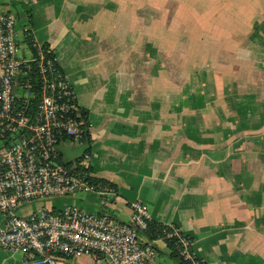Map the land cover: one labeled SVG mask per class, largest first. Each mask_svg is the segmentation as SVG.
<instances>
[{"label":"crops","instance_id":"1","mask_svg":"<svg viewBox=\"0 0 264 264\" xmlns=\"http://www.w3.org/2000/svg\"><path fill=\"white\" fill-rule=\"evenodd\" d=\"M172 2L0 0V13H26L21 29L52 49L88 112L89 147L66 143L64 158L90 148L92 176L108 187L48 207L126 222L140 201L207 264H264V0H212L234 7L211 16L204 61L207 21L170 14ZM153 245L159 264H181L164 240ZM0 264L21 255L0 249ZM60 264L109 263L83 255Z\"/></svg>","mask_w":264,"mask_h":264},{"label":"built area","instance_id":"2","mask_svg":"<svg viewBox=\"0 0 264 264\" xmlns=\"http://www.w3.org/2000/svg\"><path fill=\"white\" fill-rule=\"evenodd\" d=\"M12 10L0 13V249L19 253L21 264H60L83 255L109 264H159L144 232L147 206L131 204L129 221L90 213L77 205L49 204L108 187L91 173V153L67 161L66 143L87 146L91 124L52 49L26 41ZM37 206V208H33ZM181 262L207 264L191 239L166 225ZM164 240V239H162Z\"/></svg>","mask_w":264,"mask_h":264},{"label":"rangeland","instance_id":"3","mask_svg":"<svg viewBox=\"0 0 264 264\" xmlns=\"http://www.w3.org/2000/svg\"><path fill=\"white\" fill-rule=\"evenodd\" d=\"M226 1L227 0H223ZM225 2V3H226ZM189 4L188 7L185 8V6H187ZM184 5V6H182ZM226 5V4H225ZM233 7L231 6V9L233 11ZM183 9H186V13L190 16V17H199V19L207 21V22H203V23H199V45L202 46V52L203 54H201L202 56L199 58V60L204 61L205 59L210 58L211 55V44L212 41L211 39L206 40V38L202 37V33L203 31H209L212 29V22H211V16L212 15H226V13L228 14L230 12V7L227 9L226 6H218L217 8L212 7V0H173V2L170 5V14H174V13H182ZM240 9L237 8V10ZM13 12L16 13L17 17H18V29L22 28V25L27 23V19L24 13V15L22 14V12L20 11V9L16 8L12 10ZM20 11V12H19ZM228 11V12H227ZM242 11H241V16H242ZM160 15V13H159ZM237 27H239V29L243 30V23H239L237 24ZM237 29V32H241V30ZM200 61V62H201ZM72 149V148H70Z\"/></svg>","mask_w":264,"mask_h":264},{"label":"trees","instance_id":"4","mask_svg":"<svg viewBox=\"0 0 264 264\" xmlns=\"http://www.w3.org/2000/svg\"><path fill=\"white\" fill-rule=\"evenodd\" d=\"M26 41H27V43L29 45L32 46V42L34 41L32 35L31 36H27ZM46 47H48V46H46ZM87 145H90V137L87 138ZM87 151H90V148H88ZM97 181H98L97 179H94L91 182H93V184H96ZM166 227L167 226L164 225V224L151 221L149 223L148 229L144 232V235L151 241H155V240H158V239H164V241L166 242V244L170 247V249L172 251V256L175 259L179 260V262L181 264H186L184 262H181V259H180V256H179V252H178L177 246H176V242H177L176 239H172V238L171 239H167V238H165L164 230H165Z\"/></svg>","mask_w":264,"mask_h":264}]
</instances>
